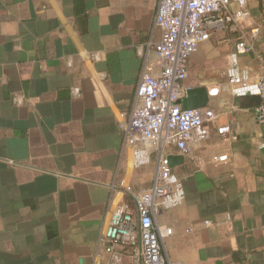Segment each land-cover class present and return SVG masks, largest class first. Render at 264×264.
I'll list each match as a JSON object with an SVG mask.
<instances>
[{
	"label": "crops",
	"instance_id": "crops-1",
	"mask_svg": "<svg viewBox=\"0 0 264 264\" xmlns=\"http://www.w3.org/2000/svg\"><path fill=\"white\" fill-rule=\"evenodd\" d=\"M156 6L0 0V264H102L109 213L150 186L154 162L132 166L123 123L142 71H159ZM247 9L240 28L198 45L181 81L204 86L217 114L190 153L169 149L184 158L171 168L185 198L156 222L171 229L167 257L183 264H264L262 99L233 96L222 75L240 40L248 49L239 66L250 78L264 74V0Z\"/></svg>",
	"mask_w": 264,
	"mask_h": 264
},
{
	"label": "built area",
	"instance_id": "built-area-1",
	"mask_svg": "<svg viewBox=\"0 0 264 264\" xmlns=\"http://www.w3.org/2000/svg\"><path fill=\"white\" fill-rule=\"evenodd\" d=\"M248 16L247 0H157L154 27L159 36L150 47L159 71H142L131 113L123 123V143L131 152L132 166L153 161V177L148 188L128 192V200L109 213L96 254L102 264H183L167 257L163 239L171 229L156 222L161 211L182 204L185 198L182 180L172 172L167 156L170 147L182 155L190 153L207 137L205 123L217 114L206 106L183 108L187 88L181 81L187 74V61L200 43L216 31L237 30ZM247 49L246 41L236 43L222 75L233 96L262 99L255 107V117L264 126V74L250 78L238 62ZM217 130L223 133L226 129Z\"/></svg>",
	"mask_w": 264,
	"mask_h": 264
},
{
	"label": "water",
	"instance_id": "water-1",
	"mask_svg": "<svg viewBox=\"0 0 264 264\" xmlns=\"http://www.w3.org/2000/svg\"><path fill=\"white\" fill-rule=\"evenodd\" d=\"M208 101V91L204 86L189 87L182 100V106L185 109L200 108L206 106ZM184 158L182 155L169 154L167 156L168 165L173 167L181 164Z\"/></svg>",
	"mask_w": 264,
	"mask_h": 264
}]
</instances>
